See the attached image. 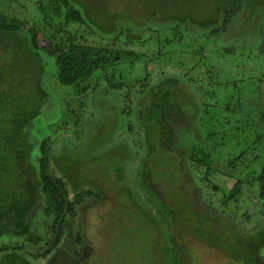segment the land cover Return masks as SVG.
Returning a JSON list of instances; mask_svg holds the SVG:
<instances>
[{
  "label": "rangeland",
  "instance_id": "rangeland-1",
  "mask_svg": "<svg viewBox=\"0 0 264 264\" xmlns=\"http://www.w3.org/2000/svg\"><path fill=\"white\" fill-rule=\"evenodd\" d=\"M77 2L86 5L73 0L84 19L66 28L49 13L51 0H0V12L24 22V38H0L8 66L0 97V176L17 179L35 166L41 141L51 139L56 171L68 181L70 197L79 199L63 250L41 257L53 219L43 212L36 182L39 197L24 223L0 234V247H9L0 260L15 250L16 260L27 264H264L258 187L246 185L242 202L228 209L213 188L229 191L236 181L225 160L231 143L264 154V0ZM240 3L227 31L211 35L224 11ZM56 30L73 36L76 46L123 49L141 59L97 70L80 86L65 85L56 59L37 48ZM226 103L230 109H221ZM164 156L174 160L164 168L178 173L189 204L206 227L212 223L221 249L180 224L162 188L169 179L159 165ZM75 223H82L81 244Z\"/></svg>",
  "mask_w": 264,
  "mask_h": 264
},
{
  "label": "trees",
  "instance_id": "trees-1",
  "mask_svg": "<svg viewBox=\"0 0 264 264\" xmlns=\"http://www.w3.org/2000/svg\"><path fill=\"white\" fill-rule=\"evenodd\" d=\"M51 1L53 5H47V8L50 9L49 13L52 15L53 19L56 18L59 20L60 26L64 24L67 28L72 22L83 21L84 18L80 12L81 9L77 8L78 6L74 4H80L77 0H74V3L73 0ZM40 5L43 8V2H40ZM80 6L84 8L86 5L80 4ZM44 7L46 8V5ZM242 9L241 3L238 7L226 9L224 11L222 25L214 28L211 35H221L227 31L231 20L238 15ZM46 16L48 18V13H46ZM23 24L24 22L22 20L13 16L9 17L0 12V38L8 37L10 34H12V37L21 38L22 36L19 32L22 30ZM59 28L62 29L63 27ZM61 33V31L57 30L54 33L52 32L51 43L49 42L47 45L38 46L37 48H44L56 59L58 80L65 85L80 86L97 70L110 66H120L124 63L133 64L141 59V56L133 51H125L112 47L76 46L73 43V36L64 35L60 37ZM181 33L183 34V30L180 28L179 35ZM169 37L170 40L173 39L172 36ZM34 40L35 37H33L32 41ZM28 41L29 46L32 48L30 40ZM2 60V51H0V97L7 92L6 85L8 77V66ZM148 64L149 63L146 62V65ZM166 91L169 92V88ZM131 102L132 96L129 94L126 103L130 104ZM209 109L210 107L207 106L206 111L208 112ZM221 109H230L229 103H226ZM139 131H142V128H139ZM226 137H223L220 141L221 144H218L221 148H223L224 143L227 144L225 142ZM230 145L233 149L227 153L225 160L228 167V175L234 177L236 181L229 191H225L219 184H214L213 186L214 189L222 192L223 208L228 209L233 203H241L245 194L246 185L258 187V198L261 200L264 207V154L253 152L250 148L237 150L235 144L231 143ZM54 146L55 143L51 141V139L42 140L40 143V155L36 159L37 163L32 162L35 166L32 167L30 166L31 164H29V168L21 170L19 173L20 176H18L17 179L15 177L12 178V176H8L7 178L0 176V181L4 182L1 186L5 185L4 189L0 188V234L19 230L20 222L24 223L25 217H27L26 209L30 210L33 208V199L39 197L35 189H32L33 185L38 182L39 192L40 194L42 192L44 196L43 212L48 218L53 219L50 245L45 253L39 254L41 257L49 256V254L53 253L56 249L61 253L63 248L59 246L65 236H67V223L69 221H75L78 215L77 202L79 199L76 197L74 200V198L70 197L71 193L68 181L57 173L54 166V158H56ZM152 150L156 151L157 148L153 146ZM219 152L222 154V149L219 150ZM159 158H162V160L159 161V165L163 170L162 174H167L169 176V179L162 185V188L167 200H169L170 207L176 211L180 224L189 230L192 237L201 241L205 240L211 247L221 249L223 245L218 246L212 239L215 235V229L212 223H210V226L206 227L202 215L200 213V215L197 214L196 208L189 204L186 193L183 190V181L178 176V173L173 167L170 168L171 170L168 169V167L164 168V163H166L167 166L170 164L173 166L174 160L169 156ZM208 159L209 161L212 160V156L208 155ZM201 164L203 165V163ZM212 170H214V168L208 165L206 172L209 173L212 172ZM18 179H20L19 183H13V181H17ZM170 200L173 201V204H171ZM75 224L77 225L78 223ZM77 227V242L81 244V232L83 231L82 223H79ZM227 232L229 235L230 233L236 234L229 229H227ZM30 234L31 233H29V235ZM223 236L227 237V235ZM205 237L206 239H200ZM251 243L256 246L255 241H251ZM19 247L22 248L23 246L20 245ZM71 247L73 248L72 245ZM8 249V246H2L0 247V253ZM12 257L14 258L13 260L11 259ZM16 259H18V254L15 250H12L8 253V256L0 260V264H13ZM15 264L27 263L18 260Z\"/></svg>",
  "mask_w": 264,
  "mask_h": 264
},
{
  "label": "crops",
  "instance_id": "crops-1",
  "mask_svg": "<svg viewBox=\"0 0 264 264\" xmlns=\"http://www.w3.org/2000/svg\"><path fill=\"white\" fill-rule=\"evenodd\" d=\"M57 170V169H56ZM43 208H44V206H43Z\"/></svg>",
  "mask_w": 264,
  "mask_h": 264
}]
</instances>
